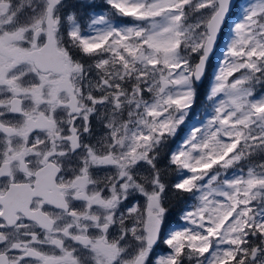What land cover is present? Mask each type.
Wrapping results in <instances>:
<instances>
[{
    "label": "snow or ice",
    "instance_id": "1",
    "mask_svg": "<svg viewBox=\"0 0 264 264\" xmlns=\"http://www.w3.org/2000/svg\"><path fill=\"white\" fill-rule=\"evenodd\" d=\"M0 264H264V0H0Z\"/></svg>",
    "mask_w": 264,
    "mask_h": 264
},
{
    "label": "rangeland",
    "instance_id": "2",
    "mask_svg": "<svg viewBox=\"0 0 264 264\" xmlns=\"http://www.w3.org/2000/svg\"><path fill=\"white\" fill-rule=\"evenodd\" d=\"M246 0H240V3H245ZM220 47L222 48L223 47V43L221 42L220 44ZM221 56V52L219 51V49H217L216 53H215V56L212 58V65L215 66L217 63H218V59L219 57ZM197 113L199 112L198 109H194L193 108V113ZM200 115H198L196 118L197 119H204V116H203V112H199ZM190 118H191V114H190Z\"/></svg>",
    "mask_w": 264,
    "mask_h": 264
},
{
    "label": "trees",
    "instance_id": "3",
    "mask_svg": "<svg viewBox=\"0 0 264 264\" xmlns=\"http://www.w3.org/2000/svg\"><path fill=\"white\" fill-rule=\"evenodd\" d=\"M203 97L198 93V96H197V103L193 106L194 109H198L199 112H202L201 110V105L203 103ZM195 113V112H194Z\"/></svg>",
    "mask_w": 264,
    "mask_h": 264
},
{
    "label": "flooded vegetation",
    "instance_id": "4",
    "mask_svg": "<svg viewBox=\"0 0 264 264\" xmlns=\"http://www.w3.org/2000/svg\"><path fill=\"white\" fill-rule=\"evenodd\" d=\"M173 211L176 212V213H178V208L174 207L173 208Z\"/></svg>",
    "mask_w": 264,
    "mask_h": 264
}]
</instances>
